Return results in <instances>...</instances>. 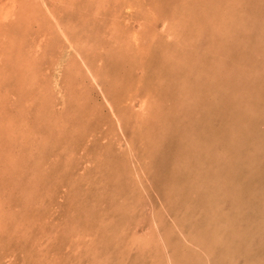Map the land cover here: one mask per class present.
<instances>
[{
	"label": "rangeland",
	"instance_id": "1",
	"mask_svg": "<svg viewBox=\"0 0 264 264\" xmlns=\"http://www.w3.org/2000/svg\"><path fill=\"white\" fill-rule=\"evenodd\" d=\"M44 1L0 0V264H264V0Z\"/></svg>",
	"mask_w": 264,
	"mask_h": 264
},
{
	"label": "bare ground",
	"instance_id": "2",
	"mask_svg": "<svg viewBox=\"0 0 264 264\" xmlns=\"http://www.w3.org/2000/svg\"><path fill=\"white\" fill-rule=\"evenodd\" d=\"M42 3H43V1L42 0H40ZM92 1V0H91ZM103 1V0H102ZM36 2H37V0H36ZM38 2H39V0H38ZM45 2V1H44ZM52 2H55V0L54 1H52ZM46 3H48V2H46ZM93 3V2H92ZM39 4H40V2H39ZM51 4V3H50ZM49 4V5H50ZM36 5V4H35ZM41 6H42V4H40ZM54 5V4H53ZM58 5V4H57ZM61 5V4H60ZM86 5V4H85ZM84 5V6H85ZM93 5V4H92ZM97 5V4H96ZM45 6H48V5H45ZM95 6V5H94ZM103 6V5H102ZM105 6H107V5H105ZM50 7V6H49ZM58 7V6H57ZM51 8H52V6H51ZM45 9H47L46 7H45ZM44 9V10H45ZM12 10V9H11ZM44 10H42L43 12H44ZM101 11V10H100ZM30 12V11H29ZM36 12V11H35ZM46 12H47V10H46ZM49 13L51 12V10H49L48 11ZM14 13V12H13ZM45 13V12H44ZM58 13H60V12H58ZM7 14V13H6ZM11 14V13H10ZM15 14V13H14ZM51 14V13H50ZM9 15V14H8ZM38 15V14H37ZM45 15V14H44ZM63 15V14H62ZM5 16V15H4ZM17 16V15H16ZM16 16H13L12 15V17H16ZM22 16V15H21ZM40 16H42V15H40ZM11 17V16H10ZM43 17V16H42ZM97 17H99V16H97ZM5 18V17H4ZM124 18V17H123ZM8 19V18H7ZM10 19V18H9ZM27 19V18H26ZM44 19V18H43ZM49 19V18H48ZM50 19H52V18H50ZM55 19H56V17H55ZM60 19V18H59ZM77 19V18H76ZM6 20V19H5ZM241 20V19H240ZM57 21V20H56ZM78 21V20H77ZM53 22V21H52ZM102 22V21H101ZM55 23V22H54ZM53 23V24H54ZM81 23V22H80ZM84 23V22H83ZM169 23V22H168ZM29 24V23H28ZM49 24V23H48ZM56 24V23H55ZM59 24V23H58ZM57 24V25H58ZM62 24V23H61ZM16 25V24H15ZM18 25V24H17ZM60 25V24H59ZM92 25H93V23H92ZM8 26V25H7ZM56 26V25H55ZM84 26H85V24H84ZM17 27V26H16ZM57 27V26H56ZM16 31V30H15ZM18 31V30H17ZM99 31V30H98ZM115 31V30H114ZM26 32V31H25ZM63 34H64V32H62ZM118 33V32H117ZM23 34V33H22ZM97 34V33H96ZM96 34H95V36H96ZM87 36H89V34L87 35ZM63 37V36H62ZM90 37V36H89ZM42 39V38H41ZM65 39V38H64ZM88 40V39H87ZM39 41V40H38ZM43 42V41H42ZM40 43H41V41H40ZM39 43V44H40ZM38 44V43H37ZM39 46V45H38ZM40 49V48H39ZM77 54V53H76ZM4 56V55H3ZM22 59V58H21ZM4 60H5V58H4ZM35 60H37L36 58H35ZM34 60V61H35ZM33 61V62H34ZM80 64V63H79ZM33 65H34V63H33ZM4 66H6V65H4ZM73 66V65H72ZM74 67V66H73ZM5 68V67H4ZM15 68V67H14ZM75 68V67H74ZM85 68V67H84ZM89 70V69H88ZM4 71V70H3ZM90 71V70H89ZM87 72V71H86ZM3 73V72H2ZM88 73V72H87ZM91 73V72H90ZM92 75V74H91ZM4 77V76H3ZM95 78V77H94ZM17 78H15V80H16ZM95 81H96V79H94ZM13 81V80H12ZM94 81V82H95ZM96 83H97V81H96ZM98 84V83H97ZM21 88V87H20ZM100 89H101V87H100ZM175 90V89H174ZM180 91V90H179ZM4 93V92H3ZM5 94V93H4ZM176 94V93H175ZM2 98V97H1ZM105 98H106V96H105ZM105 100H107V98L105 99ZM107 102L109 103V101L107 100ZM166 102H167V100H166ZM161 103V102H160ZM148 104V98H145V102H144V108H145V106ZM109 105H110V103H109ZM142 106V105H141ZM111 107H112V105H111ZM113 109H115V108H113ZM19 110V109H18ZM175 110V109H174ZM143 112V111H142ZM117 115H118V113H117ZM124 116V115H123ZM127 116V115H126ZM118 117H120L119 115H118ZM121 119V118H120ZM129 120V119H128ZM117 122V121H116ZM123 122V121H122ZM121 124H123V123H121ZM128 124V123H127ZM120 127V126H119ZM122 128V127H121ZM137 129V128H136ZM234 139V138H233ZM84 141V140H83ZM163 141V140H162ZM3 145V144H2ZM112 147V146H111ZM102 149V148H101ZM128 150V149H127ZM103 152V151H102ZM101 155V154H100ZM107 167V166H106ZM128 168V167H127ZM93 183V182H92ZM96 185V184H95ZM204 185V184H203ZM22 187V186H21ZM195 187H197V186H195ZM96 188V187H95ZM110 189V188H109ZM53 190V189H52ZM120 194V193H119ZM104 198V197H103ZM143 199V198H142ZM43 203V202H42ZM111 210V209H110ZM109 211V210H108ZM14 212V211H13ZM11 216V215H10ZM155 217V216H154ZM156 218V217H155ZM154 221V220H153ZM171 222V221H170ZM155 223V222H154ZM5 228V227H4ZM158 229V228H157ZM164 230V229H163ZM45 232V231H44ZM166 232V231H165ZM162 239V238H161ZM146 240H148V239H146ZM131 241V240H130ZM167 244V243H166ZM169 253V252H168ZM28 257V256H27ZM168 257H170V258H172L173 259V257H171V254L170 255H168ZM179 258V257H178ZM56 260V259H55ZM54 261V260H53ZM53 261H50L51 263H53ZM56 261H58V260H56ZM169 261V260H168ZM55 262V261H54ZM170 262V261H169ZM172 263V262H171ZM5 264V263H4Z\"/></svg>",
	"mask_w": 264,
	"mask_h": 264
}]
</instances>
